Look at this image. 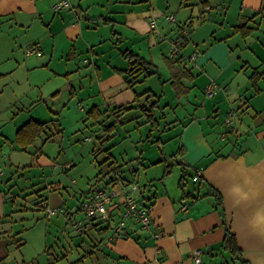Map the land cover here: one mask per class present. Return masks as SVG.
<instances>
[{
    "label": "crops",
    "instance_id": "0c3cea01",
    "mask_svg": "<svg viewBox=\"0 0 264 264\" xmlns=\"http://www.w3.org/2000/svg\"><path fill=\"white\" fill-rule=\"evenodd\" d=\"M57 1L69 5L54 12ZM166 13L174 16V25L163 20ZM150 18L156 19L157 32L150 30ZM243 24L250 35L235 31ZM181 28L189 29L181 55L196 53V59L179 63L189 78L181 79L187 93L177 97L165 60ZM33 45L40 57L24 55ZM124 51L152 63L154 75L173 91L160 108L166 107V116L155 119L163 92L154 109L156 131L167 135L153 141L162 149L161 188L153 180L137 181L141 167L150 170V163L137 157L135 172L122 168L117 179L106 180H114L109 186H95L99 171L95 174L94 167L89 187L66 190L65 198L53 203L51 195L62 198L60 189L67 186L49 182V195L42 197L39 186L46 176L40 172L54 167L64 153L58 140L67 132L65 125H75L85 106L102 113L105 123L114 109L136 105V91L121 74L128 68ZM254 72L261 74L258 93L250 80ZM211 81L217 88L208 98ZM230 111L233 120L226 128L223 118ZM220 112L217 123L212 114ZM30 121H53L52 136L46 141L43 135L22 151L15 135ZM173 140L177 144L167 155L164 148ZM177 163L187 174L182 193ZM165 165L173 167L162 180ZM199 169V179L192 182ZM133 183L139 188L135 198L149 209L151 228L140 231L130 219L107 241L112 227L106 228L115 225L123 193ZM96 188L112 195L109 222L87 219L80 211L81 199ZM212 194L220 196L224 217ZM74 221H82V232H75ZM225 228L234 234L245 264H264V0H0V264H194L196 249L202 251V264H228L231 256L220 248Z\"/></svg>",
    "mask_w": 264,
    "mask_h": 264
},
{
    "label": "rangeland",
    "instance_id": "374dc122",
    "mask_svg": "<svg viewBox=\"0 0 264 264\" xmlns=\"http://www.w3.org/2000/svg\"><path fill=\"white\" fill-rule=\"evenodd\" d=\"M145 86L146 88H144ZM133 87L137 96L139 97L138 102L142 105L146 103V96L141 94L142 91L149 89L150 92H152L155 96H158L161 92H163L164 98L158 104L159 108L156 109L155 119L158 121V117L161 118L163 114L165 116L167 115L165 111L166 107L162 110L160 108H162L166 103H169V99L173 97V91L169 83L161 84V82L158 80V76L152 75L142 79L140 83H135ZM88 109L89 108L85 106V110L78 112L77 122L75 125H65L67 132L70 130L72 131L71 133H67L65 130V133L59 137L58 142L59 145L64 148V151L62 150L64 153L61 154L55 161L56 165L52 168H46L40 172V174L46 176L44 178L45 185L39 186V189H41L39 191L40 195L42 197H47L49 195L47 191L49 182H59L61 185L67 186L65 190L62 187L60 189L62 198L55 194L51 195V201L53 203L57 200L60 201L61 199H64L66 190L71 193L86 189L89 187L87 181L88 178H91L93 175H95L97 171H102L103 173L106 172L107 163H103V161L109 156L112 157L110 161L115 160L118 165L124 164L122 168L127 169L129 172H135V170H137L136 162L138 159L135 161V158L141 157L142 161L150 163V170L145 171L142 169L143 167H141L137 181L138 178H140L139 183L145 184L144 181L148 182L149 180H153V182L157 184L155 187L161 188L159 178L164 163H159L156 165V162L161 159L159 152L162 149L158 148L156 144L153 143V141H155L157 138H161L164 141L165 138H167V135H164L161 132V135H158L155 124L152 126L151 124L142 125L145 117H139L136 119L140 115V112L135 110V112H132V115H125L124 117L121 115V118H119L120 116L116 117L115 115L117 114L111 112L112 115H110L109 120L103 125L108 126L114 121H117L118 123L115 122V130H113L107 137H103L102 135L104 134V127L102 123H96L91 119H88L86 117ZM212 116L217 121V123L222 122L220 121L221 117L223 116L222 112L216 116L212 114ZM127 118L130 119V121L127 120ZM159 121L162 123L163 120L160 119ZM138 124L140 126H137ZM87 138L90 140L86 141ZM166 144L167 146L164 148L165 153L169 155L168 153L173 151L177 141L173 140L172 142H167ZM92 150L97 152L95 156L92 153ZM54 158L55 157L53 156V159ZM165 158V163H169L170 158ZM97 164L99 168H97ZM154 166H158V168H154ZM94 167H96V172ZM177 170L178 169H175L176 172L172 176L177 174ZM31 173L32 171L29 172V174ZM170 180L171 179H169V181ZM23 182L24 180L20 179L18 184L22 185ZM186 182L188 185H190L189 187L194 185L191 183L190 178L186 180ZM56 214L59 215L62 214V212H58ZM29 247L30 245H28L26 248ZM228 264L240 263L237 260L231 259V262L228 261Z\"/></svg>",
    "mask_w": 264,
    "mask_h": 264
},
{
    "label": "trees",
    "instance_id": "16d2710c",
    "mask_svg": "<svg viewBox=\"0 0 264 264\" xmlns=\"http://www.w3.org/2000/svg\"><path fill=\"white\" fill-rule=\"evenodd\" d=\"M236 32H239L241 35L243 36H248L250 35V33L252 32L251 29L247 28L246 25H241V26H237L234 28ZM123 56L126 58V60L128 61V68L126 70L121 71V74H124L126 76V80H127V84L129 85L130 88H132L135 83H137V78L138 77H149L151 75L156 74V71L153 72V70L155 69V66L152 63H149L147 61H145L142 58H139L138 56L134 55L132 52H128V51H124L122 52ZM169 71H170V75H171V85L175 91V94L177 97H180L181 95H185L187 93V89H185L182 84H181V79L182 78H189L188 75V71L186 70V68L184 66H181L179 63V60L170 58L165 60ZM261 78V74L254 72L251 76H250V80L252 82L253 88L255 90L256 93L259 92V89L256 87V83L257 81ZM146 96V104L145 105H141L138 102V96H136L135 98V107H121V108H116L113 111H115L116 114H120L123 115L131 110H138L141 113L142 117H145V122L144 123H149V124H154L156 123L154 120V109L156 108V103L159 100L160 96H154L153 94H150L149 91L144 92V94ZM150 99H154V102L152 104H147V102ZM102 113H100L97 109L93 108L90 109L87 113H86V117L88 119H91L94 122H98V123H102V125L104 124L103 121H100L102 118ZM53 121L49 122V123H39V122H35V121H30L28 123H26L25 125H23L17 132L15 135V143L16 145L22 150L25 151L27 147L32 146L35 144V142L40 139L43 135L45 136L46 134V141H48V139H50V137L52 135H49V131H50V126L53 125L52 124ZM115 126V122H113L112 124L108 125V126H103V132H104V136H108L109 133H111L114 129ZM152 126V125H151ZM54 135V134H53ZM161 141L159 139H157L155 141V143H160ZM174 158V157H172ZM112 159L111 156H109L108 158H106L103 163H107V170L106 172H102L100 171L94 178V185L97 186L99 184H103L104 186H109L111 183L114 182V180H109L108 182H106V180L108 178H110L111 176L114 178L113 179H117L121 173V169L124 166V164L118 165L117 162L115 160H111ZM163 161H160L158 163H162ZM178 166H181V177L178 180V188L181 190V193L183 191V180L186 177V171H185V167L182 166V164L177 163ZM172 165H165L164 166V171L162 173V180L167 177L168 175H170L171 169H172ZM186 174V175H185ZM111 177V178H112ZM199 178H197L198 180ZM192 180V179H191ZM193 182V181H192ZM196 182V181H195ZM215 195V200L217 201V206H219V209L221 211V215L224 217V213L222 211L221 208V198L219 195L216 194H212ZM183 196V194H182ZM187 197V195H186ZM189 197L192 200H199L200 197H194L192 195H189ZM182 199L184 200V197H182ZM141 205V204H140ZM144 206V205H142ZM146 207V206H144ZM114 226V224H113ZM112 225H108V227L106 229H109L111 227H113ZM111 230V229H110ZM220 248L223 251H227L229 253V255L231 256L232 260H237L240 264H245V262L242 260L241 258V249L238 247L237 242H236V238L234 236L233 233H231L228 229L225 228V234H224V238L222 239L221 243H220Z\"/></svg>",
    "mask_w": 264,
    "mask_h": 264
},
{
    "label": "built area",
    "instance_id": "2783aa9c",
    "mask_svg": "<svg viewBox=\"0 0 264 264\" xmlns=\"http://www.w3.org/2000/svg\"><path fill=\"white\" fill-rule=\"evenodd\" d=\"M68 1H57L52 5V10L54 12H58L63 8L68 6ZM163 20L168 24L174 25L175 18L172 14H164ZM149 28L153 32H157V21L155 18L149 19ZM189 38V29L181 28L178 31V35L170 42V58L179 60V62L184 63H195L196 53L191 54L188 57H183L181 55V47L185 41ZM24 55L26 57H40L42 55L41 50L38 46L33 45L29 46L24 50ZM217 88V84L214 81L209 82V84L205 88V94L208 98L213 97L215 90ZM233 111L227 113L224 119V125L228 128L233 120ZM226 133H222L220 135L221 139H225ZM90 139L87 138L86 141ZM202 169L196 171V175L192 178V181H197L198 176ZM139 188L137 184L133 183L130 185V189L126 190L124 194V203L123 210L116 213L114 218L116 219L115 225L109 231L110 234L107 237V241L112 240V238L118 235L125 227L127 220H134L140 231H149L151 228V217L150 212L147 207L140 205L137 199L134 196V192ZM112 195L104 189L96 188L86 194L81 199L80 211L87 219H100L103 222H109L111 220L110 214L108 212L109 205L111 204ZM50 214H56L58 212H62V210H49ZM72 226L75 232L80 233L84 230V225L82 221H74L72 222ZM155 239L158 238L157 234L153 236ZM160 253V252H157ZM202 251L200 249H196L193 252V263L194 264H202Z\"/></svg>",
    "mask_w": 264,
    "mask_h": 264
}]
</instances>
